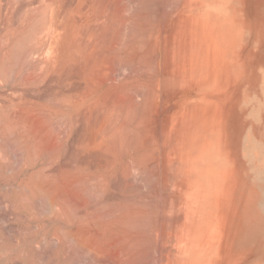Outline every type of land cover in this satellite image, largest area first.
Returning a JSON list of instances; mask_svg holds the SVG:
<instances>
[{
	"label": "bare ground",
	"instance_id": "bare-ground-1",
	"mask_svg": "<svg viewBox=\"0 0 264 264\" xmlns=\"http://www.w3.org/2000/svg\"><path fill=\"white\" fill-rule=\"evenodd\" d=\"M45 1H47L48 6V0ZM45 1L42 2L45 4ZM127 1L131 5H127ZM147 1L150 3L149 5L154 3L156 7L154 0H142V3ZM140 2L141 0H69V4L65 3L67 5L55 4L49 12H47V6L45 5V7L43 4L46 8L44 18L41 21L37 20V22L28 21V29L25 28L28 31L26 34L25 32L22 34L23 37H17L16 30L11 31L10 35L13 40L10 48L13 65L8 69L11 72L12 67L18 66V53L23 45L29 47V44H31L32 47L29 48L33 49L35 56L45 51L38 57L36 63H33L31 78L33 77L37 83L34 88L36 90L33 92L38 98H40L39 96L43 99L52 98L53 104H44L41 112L38 113L40 117L38 114L36 115L39 121H42L40 119L44 120L41 130L45 139V147L52 144L48 141V138L50 132H52L51 128L54 127H50L51 124L49 125L48 121L52 125L54 121L63 123L65 134H67V138L71 139L68 141H71L70 144L73 145V156L77 166L74 169L75 172L66 173L65 179L67 178L69 184L76 182L79 185H84L80 187L79 191L75 190V196L79 197L81 193L83 195L81 191L86 187L88 188V186H92L94 189L93 195H107L112 190L111 185L116 182L129 192V180L132 175L134 173L136 175L137 172L143 169L154 167L165 170V175L170 176L171 193L173 197H177V202H174L175 199L171 201L176 203V207L179 209V211L176 209L178 213L184 212L185 215H188L190 212L193 213L194 217L201 215V213L206 215V212H203L207 209L205 201L209 206L214 198L215 203L212 202L210 208L218 210L216 198L221 194L222 189L221 181L218 179L222 175L228 174H224L219 169V162H225L218 154L220 148V131L218 129L220 103L229 95V92L227 90L228 86L219 84V74L216 67L218 47L215 42L213 44L206 42L208 37L203 36L201 23L190 22L183 17H176L174 21L154 17V22L151 17L150 19L146 13L138 9L142 5ZM29 3L30 1H28ZM156 3L160 5V2ZM216 3L218 5L217 10ZM214 5L215 12L212 13V16L215 19V24L224 27L228 31L232 28L237 29V12L233 6L223 1H214ZM2 10L8 13V9L5 10L2 7ZM2 10L0 12L4 14ZM197 13L200 14L199 11ZM16 20L18 19L16 18ZM5 21H8V19ZM0 22L4 21L0 20ZM15 22L14 24H16ZM2 25L0 28H4L7 24ZM4 30L2 33L8 32L6 29ZM8 30L10 31V29ZM2 33L0 36L3 38ZM246 38L241 40V37H239V40L234 43V47L246 43ZM210 42L212 41L210 40ZM30 51L32 52V50ZM138 51L143 52V54H140L142 56H138ZM260 62L262 63L261 60ZM112 64H118L122 68V72L118 73V77L109 75L106 70ZM109 70L111 69L109 68ZM256 72L258 71L255 70V81L260 83L262 82L261 74L259 75ZM19 73L20 71H14L13 75L18 77ZM28 83L31 85L30 79ZM261 86L263 87V85ZM252 88H256V84L252 85ZM32 93H28V95ZM15 96H18L17 93H15ZM259 100L260 98L256 96L255 101L252 98L253 107L257 106ZM239 103L240 108L245 110L247 98L244 102H242V99L239 100ZM18 109H14L16 110L15 114L11 112L12 110L10 111L13 114L12 117L8 114L12 119L8 121L12 127L6 124L5 128L9 126L10 135L13 134L14 130L17 131V126L18 128L20 126L16 125V122L19 124L24 123L19 119ZM3 112L7 114V110ZM20 113H22V109ZM34 114L29 111L26 115L25 113L22 114L21 119L25 117L30 122L27 130L36 134L34 128L39 126L37 127L36 124V127L32 128L34 120L37 119ZM254 115L260 120V124L264 125V114L256 113ZM11 121L16 122L12 124ZM39 121H36L38 125L40 124ZM25 123L24 125H26ZM24 125L20 127L22 131L27 127ZM60 127L62 126L59 125L58 129ZM25 134L28 138L30 133L25 132ZM63 134H61L62 137H64ZM33 136L32 140L36 138ZM16 137H14L15 140H17ZM20 139V141H23V138ZM34 141L31 143H35ZM21 143L23 144V142ZM21 143H18V145L22 146ZM64 146H66V143ZM67 146L69 147V145ZM248 152H251V150L248 149ZM247 153L245 158L250 161V155ZM70 158L69 160L72 163L73 161ZM51 161L49 163H53ZM66 162L64 161L65 165ZM66 167L63 166V169ZM257 167L253 169V180L258 184L264 183V168L261 164ZM153 171L154 173H152ZM153 171L151 173L156 175L157 170L154 169ZM57 177L56 180L52 177L47 179L50 181L52 178L57 182L56 185L61 184L63 178L58 182ZM162 181H166L165 176ZM39 182L33 184H39L40 186L41 182ZM56 185L55 187H57ZM35 188L38 190V186ZM47 188H44V190L47 191L52 186ZM42 189L39 188L40 191L38 190L41 194H43ZM91 189L88 188L87 191ZM72 190L74 192V189ZM131 191L129 194L126 192L128 199L131 197L129 201L126 199L128 202L125 200L122 203V199V202L119 201L120 203H118L117 201V203H114L115 205L108 203V206L105 202V207L101 205V208L96 203L95 207L102 211L105 208L110 217L93 214L94 212L91 213L90 211L91 217L86 216L80 228H73L76 225L71 227L75 231L70 228L72 237L80 246L87 249L89 254H92L97 264H170L168 257L162 259L163 262L161 260L160 263L156 262L158 259H153V251H156L157 243H159L157 240L160 237V224L154 218L156 213L145 210L146 208L142 209L137 202L135 203V197L133 199L135 193ZM166 191L168 192V188ZM262 195L258 208L264 203V191ZM71 196L69 195V198H72ZM69 198L66 200L64 198V200L68 201ZM79 198H82L79 200L80 202L87 199V197L81 196ZM51 200L50 198L46 202L50 203ZM191 200L194 201V206ZM85 201L83 204H85ZM71 202L72 204H67L70 202L64 203L65 206L67 205L66 208L69 207V210H71V207H75L77 200ZM99 202L101 203V200ZM52 203L51 206H53ZM86 204V207H90ZM170 204L173 207V203L170 202ZM91 205L90 208L95 204ZM48 206L50 207L49 204ZM62 206L64 205L62 204ZM53 207L51 208L52 211L54 210ZM181 208L183 209L181 210ZM99 209H95V212L99 213L101 211ZM72 211L73 209L69 213ZM206 211L209 212V210ZM72 213L75 215L74 211ZM208 214L210 215V212ZM201 220L203 219L201 218ZM201 220H198V222H201ZM195 222L193 225L196 226ZM200 222L197 228L194 226L197 230L194 231L188 228L186 233L184 231L178 233L176 239L182 242L183 246H181V249H177V260L174 264H191L187 257L196 253L199 254L203 249L204 240L207 237L201 235ZM61 248L60 245L58 254ZM201 257L203 256L200 254V259ZM204 257L206 256L204 255ZM197 263L201 264V262Z\"/></svg>",
	"mask_w": 264,
	"mask_h": 264
},
{
	"label": "rangeland",
	"instance_id": "rangeland-1",
	"mask_svg": "<svg viewBox=\"0 0 264 264\" xmlns=\"http://www.w3.org/2000/svg\"><path fill=\"white\" fill-rule=\"evenodd\" d=\"M28 1H30L29 4ZM42 1L43 0H0V11L2 10V7L3 9L5 8V10L8 9V13H6L7 11L3 12L4 10H2L4 14H1L0 12V20L5 22V24L4 22H0L3 24L1 25L4 26L7 24L4 28L1 27L2 30H0V35L3 31H5L4 29L8 31L2 33L3 38L0 36V38H2V41L0 40V264H97L92 254H89L88 250L80 246L72 237V232L70 230L72 229V231H75L73 228H80L83 221H85L83 219H85L86 216L88 218L91 217L92 212H94L93 214L110 217L105 208L103 211L99 209L101 208L100 206L102 205V207H105L106 203L107 206L108 203L110 205H115L114 203H117V201L118 203L122 202V199V203H124V201L128 199L130 190L135 193V195L131 193V196L133 195V199L135 197V203L137 202L142 209L146 208L145 210H150L153 213H156V217L154 218L155 220L157 219L156 221L160 224V237L157 240L159 243H157L158 245L156 251H153V259H158L156 262L158 261L160 263L162 259L164 260L168 257L171 262L170 264H174L176 262L175 260H177V249L179 250V248L181 249V246H183L181 244L182 242L179 240L177 241L176 239L178 233L180 231H184L186 233L188 228L193 229L194 231L197 230V225L200 222H198V220H201V218L203 219L200 222L201 235L207 238H205L206 241L204 240L205 245L202 249L203 251L201 250L199 254L196 253L193 254L194 256L191 255L187 257L189 258L191 264H198L197 262H201V264H249L252 260L251 257H253L255 253L261 256L264 251V203L261 204L262 206L260 208H258V203L263 197L264 183L258 184L254 182L253 169L258 168L257 166L260 165V162H254L256 164L252 166L251 157L253 156L256 158L257 155H261V153H258L257 151L253 152L252 150H254L253 148H261L260 146L264 145V130L262 131V129H264V125L260 124V120H253L257 118L254 114H264V67L262 72L258 73L259 75L261 74L260 77L262 82L260 83H256L255 72L254 69L251 70V67H253L254 64L257 65L258 63L260 66L261 64H264V58L262 63L259 62V59L262 61L261 55L264 56V0H154L156 7L154 3L149 5L150 3L148 1L142 3L141 0L140 4L142 5L138 8L146 13L149 18L151 17L153 21L155 18L174 21L176 17H183L190 22H199L201 23L200 26L202 28L201 31L203 36L205 38L208 37L206 42L211 44L215 42L218 47L216 67L219 74V84L228 86L227 90L229 92V95L221 100L222 103H220V120L218 119L220 148L218 149V154L220 158L225 160V162H219V169L224 174H228L222 175L221 178L218 179L221 181L222 185L221 194L216 198L218 210L210 208L212 206L211 203H215L213 198L209 206L207 201H205L207 209L203 212H206V215L205 213H201V215H197V217L195 216L196 218L193 216V213L190 212L188 215H185L184 212H179L180 214L177 212L179 209L176 207V203H174L177 197H173L171 193V185L169 181L170 176L165 175V170L160 168L149 167L148 169H143L142 171L137 172L136 175L134 173L129 180V192H127V189L124 190L118 182L112 184V190L109 192L110 194L108 193L104 196H98L95 193V195H93L94 189L92 186H88V188H92L89 191H87V187L84 188L81 192H83V195L85 196H83L82 193L80 196L87 197L88 200H84L85 204L88 203L86 205H90L91 207V204H95L92 207L93 209L89 206L86 207L85 204H83L84 201L80 202L79 200L82 199L79 198L80 196H75V190L79 191L80 187H83L84 185H79L76 182L69 184L67 178L65 179L66 173L69 174L75 172L74 169L77 166L73 156V145L70 144L71 141H68L71 139L67 138L68 136L65 134L63 123L61 124L58 123V121H54V124L52 125V123H49L50 121H48V124H51L50 127H54L51 128L52 132H50L48 138V141L50 143L52 142V144L45 147V139L43 138V131L41 130L44 120L40 119L42 121H39L38 119V113L41 112L42 106L47 103L53 104L52 98L47 97L46 99H43L41 96L38 98L33 92L36 90L34 88L37 85L36 80L33 77L31 78L33 75L31 73L33 72L32 69L34 67L33 63H36L38 57L45 53V51L40 52L38 56H35L36 54L33 52V49L29 48L32 47L31 44H29V47H27V45H23L18 53V63L15 62L18 66L12 67V71L10 70L12 73L9 72L10 67L13 65L11 61L12 57L10 48L13 40L10 35L11 31L16 30V36L23 37L24 35L22 34H24V32L26 34L28 31V21H41L44 18L43 16L46 10L45 7L47 6V1L44 0L45 4ZM59 1L60 0H48L47 12H49L51 7L55 4H69V0ZM214 1H223L226 4H231L233 6L234 10L237 12V29L232 28V30L230 29V31H228L224 29V27L215 24V19L212 16V13L215 12ZM156 2H160V5ZM129 3L130 2L126 4L131 5ZM43 4L46 6L44 7ZM217 8L218 5L216 3V10ZM197 11H199V15ZM6 18L8 19L9 24L8 21H5L7 20ZM16 18L18 20H16ZM11 20L14 22L17 21L15 22L16 24H14ZM8 29H10V31ZM239 37H241V40H245L246 38V43L241 44L239 47H234V43L239 40ZM210 40L212 42H210ZM29 49L32 50V52ZM27 50L29 51L27 52ZM137 54L138 56H142L140 54H143V52L138 51ZM257 55H259L258 58ZM108 67L111 70H109ZM108 67L106 70L108 74L113 77H118V73L120 74L122 72V68L118 64H112ZM14 71H20L18 77L13 75ZM29 79L32 86L28 83ZM255 84L256 88L251 89V86ZM261 85H263V87ZM29 87L33 88L30 89ZM21 89L24 91L23 93ZM26 89L29 91L27 92ZM245 89L247 90L245 91ZM15 93H17L18 96L14 97ZM28 93L32 94L28 95ZM255 96L260 98V100L258 101L257 106L253 107L252 98L255 101ZM246 98L247 104L245 110H243L239 106V100L242 99V102H244ZM18 108L20 111L22 109V113H20ZM14 109H18V112L20 113H18V115H20L19 119L24 123L26 122V125H24V123L19 124L15 121L16 125L20 126L19 128L18 126L16 127L17 131H12L14 134H12V136L10 135L11 132H9L10 128H8L11 124L8 121L12 120L9 115L12 117V115L16 113V110ZM4 110H7V114H5L6 111L5 113L3 112ZM10 111L13 112V114ZM29 111L35 113L34 116L37 117V119L34 120V124H32V128L34 126L36 127V124L37 127L39 126L38 128H34L36 134L27 130L29 129L30 122L26 120L25 117L21 119L22 114L25 113L26 115ZM36 114H38V116ZM7 115L8 117L6 118ZM14 116L17 117L16 115ZM20 120L19 122H21ZM3 121L4 123L6 121V123L4 124ZM13 121H11L12 124L15 123ZM36 121H39L40 124L38 125ZM6 124L9 126L5 128ZM22 125L27 126L26 128L23 127L26 130H21L20 127H22ZM59 125L62 127L58 129ZM25 132L30 133L28 138H26L27 134H25ZM32 134L35 135L33 136ZM61 134H63L64 137H62ZM32 136L36 137L33 138L34 140L36 139V141L31 139ZM14 137H16L17 140H15ZM19 137L23 138V141H20L21 139ZM53 139H56V141ZM58 139L61 143H58ZM26 141L30 143L34 141L35 143H31V145H29L30 143ZM17 142L19 144L23 142V144L21 143L22 146L18 145ZM65 143L66 146H64ZM67 145H69L70 148ZM56 149H58V151H56ZM248 149L251 150V152H248L250 155V161L245 158ZM69 157H71L70 159L74 163H71ZM174 159H176V157H174ZM50 160H52L51 162L53 163H49ZM64 161H67L66 165ZM63 166L67 167L63 169ZM154 169L157 170L156 175L152 174L154 173ZM164 176L166 181L163 182L162 180ZM48 177H52L54 180H56L55 178L57 177V181L59 179L58 182H60V179L63 178L61 180L62 183L56 185L57 182L52 180V178L48 181ZM38 182L40 183V186L39 184H33ZM55 185L57 187H55ZM36 186H38V190L39 188H43V194L36 190ZM49 186H52V188L50 189ZM160 186L167 187L163 188L165 189L163 190ZM46 187L49 188H47V191L49 192L44 190ZM66 187L70 190H67ZM167 188L168 192L166 191ZM72 189H74V192ZM69 191L74 194L71 192L69 193ZM64 192L66 194H63ZM69 195L72 198H69ZM210 195L212 196L211 193ZM111 197H113V199H111L112 201L110 200ZM50 198L52 200L54 199V204L52 203V200L51 202L49 201L50 203L46 202V200L48 201ZM64 198L65 200L67 198L69 199L68 201H65ZM75 199L78 204L76 203L77 206L74 205V208L71 207V210L73 209L75 212V215H73V211L69 213L71 210H69V207L66 208L67 205L65 206V204L67 202H70L67 204H72L71 201H75ZM208 199H210V197H208ZM100 200L101 203L99 202ZM129 200H131V197H129L128 201ZM171 200H174V202ZM128 201L126 200V202ZM170 202L173 203V207L170 206L172 205ZM51 203L54 207L51 206ZM96 203L99 204V206L97 205L99 208L95 207ZM191 203L194 206L193 200H191ZM62 204L64 206H62ZM52 207L54 210L56 209V211H52ZM178 207L180 208L181 205ZM48 209L51 210L49 211ZM95 209H99L101 211L96 213ZM182 209L183 208H181V210ZM67 210L69 211L67 212ZM206 210H209L210 215ZM76 217L78 218L76 219ZM194 222L196 226L193 225ZM74 225L76 226L71 228ZM183 225L185 226L183 227ZM204 225L206 227H203ZM194 226L196 228H194ZM60 245L62 248L58 254L57 252ZM200 254L203 256L201 259ZM203 254L206 257H204ZM92 257L94 260H92Z\"/></svg>",
	"mask_w": 264,
	"mask_h": 264
},
{
	"label": "crops",
	"instance_id": "crops-1",
	"mask_svg": "<svg viewBox=\"0 0 264 264\" xmlns=\"http://www.w3.org/2000/svg\"><path fill=\"white\" fill-rule=\"evenodd\" d=\"M259 57V55H257V58ZM261 57H262V62H263V58H264V56L263 55H261ZM259 62H260V59H259ZM260 64L258 63L257 65L256 64H254L253 65V67H251V70H253L254 69V72H255V70L256 71H258V72H256V73H261L262 72V70H263V67H264V65L263 64H261V66H259ZM261 67V68H260ZM250 70V71H251ZM253 120H259L258 118H256V119H253ZM263 125V124H262ZM264 127V126H263ZM264 129H262V131H263ZM261 148H258V149H255V148H253L254 150H252L253 152L254 151H257L258 153H261V155H257L256 156V158H254L253 156L251 157V160H252V166H254V164H256V163H254V162H260V164H261V166L264 168V145L263 146H260ZM263 153V154H262ZM263 246H264V244H263ZM262 246V247H263ZM255 248V247H254ZM264 248V247H263ZM264 250V249H263ZM252 258V260L249 262V264H264V251L262 252V254H261V256H259V255H257L256 253L253 255V257H251Z\"/></svg>",
	"mask_w": 264,
	"mask_h": 264
}]
</instances>
